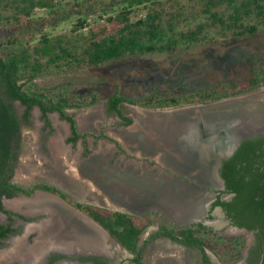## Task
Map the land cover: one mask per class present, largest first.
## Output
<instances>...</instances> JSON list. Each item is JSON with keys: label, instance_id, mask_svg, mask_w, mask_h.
Here are the masks:
<instances>
[{"label": "trees", "instance_id": "trees-1", "mask_svg": "<svg viewBox=\"0 0 264 264\" xmlns=\"http://www.w3.org/2000/svg\"><path fill=\"white\" fill-rule=\"evenodd\" d=\"M104 2L0 0V198L19 194L30 197L36 191L56 194L84 212L128 251L135 253L137 242L151 224L150 216H131L79 204L45 183L23 187L12 182L22 124L13 102L17 101L24 107V122L29 119L32 108L38 107L50 129L49 114L57 113L70 124L72 137L69 142L72 144L86 137L105 138L125 153L119 143L102 130L98 135L80 133L74 117L67 114V109L94 105L98 98L96 95L72 93L68 90L71 84L43 89L34 80L47 74L96 68L125 59L169 55L202 45L250 38L259 32L264 33V0H112L109 8L98 15L104 24L79 33L82 26L89 23L86 15L96 12V6H107ZM139 11H144V17L136 18ZM69 22L70 30L58 32L59 27ZM261 86H264V60L254 64L248 78L243 81H221L201 90L178 94L156 91L138 101L126 99L114 91L106 99V112H115L125 119L120 106L123 102L147 109H169L216 102ZM125 120V125L132 122ZM0 212L10 215L2 207L1 200ZM11 231L0 225V239ZM172 234L173 231L167 233L169 236ZM179 235L182 238L180 242L184 244L196 242L191 229H182ZM223 245L228 256L231 254L229 243ZM212 247L216 249V245Z\"/></svg>", "mask_w": 264, "mask_h": 264}, {"label": "rangeland", "instance_id": "rangeland-1", "mask_svg": "<svg viewBox=\"0 0 264 264\" xmlns=\"http://www.w3.org/2000/svg\"><path fill=\"white\" fill-rule=\"evenodd\" d=\"M59 1L60 0H58V2ZM111 1L112 0H105L104 3L107 6H96V12L86 15L85 19L89 18V23L93 24L90 27L96 29L100 25L104 24L100 23L98 15L102 13L104 9L109 8L108 5ZM85 14L86 13H84V15ZM71 27L72 26L70 22L64 23L63 26L59 27L58 32L68 31L71 29ZM78 32L82 33L83 31L79 30ZM84 32L86 33L87 31ZM263 60L264 33L259 32L250 38L232 42L227 41V43H219L214 45H202L185 52L170 53L169 55H148L134 59H125L115 63L104 64L96 68L47 74L36 78L34 82L43 89L49 87L52 88L60 84H71L72 86H68V90H70L72 93L96 95L98 98L94 105L86 108L67 109V114H70L74 117L80 133H98V129H103L107 136H110L123 145L124 143L127 144L126 141L128 140H123L119 133H116V131L119 129V120L113 119L114 116H109L110 114L106 112V99L114 91H118L119 94L126 99L138 101L143 96H147L156 91H168L170 93L172 92L178 94L180 92L191 91L194 89L201 90L212 87L221 81H243L248 78L253 65L256 63L259 64ZM23 82L26 81L24 80ZM229 99H237L239 103H255L264 101V86ZM224 103L227 104L228 102ZM203 105L204 103L183 105L176 108L159 110L141 108L128 102H124L123 104L121 103L120 106L122 108V113L126 116L133 117V119H139L142 111H159V116L165 114L166 117H156L158 116L157 114L156 116L151 115V117L156 119L160 118L161 123L164 122L163 124L166 126L168 125L167 122H170L172 119L180 118L195 108H204ZM13 107L22 124L20 126L18 160L13 167L12 181L23 187L31 186L33 183L43 182L69 192L76 200L80 202L105 204L103 201V195H101L99 191H92L94 181L91 179V177L83 174L81 168H83V166L86 164H90L89 162L96 163L100 160L97 158L99 155H102L98 152L99 146H103L102 150L104 154H107L104 156V158H106L108 165H115L118 155L121 153L118 152L114 157L111 156V153L108 152V146L114 144L111 141L103 138L100 140H94L92 137L79 139L77 143L72 144L69 142V138L71 136L69 123L62 120L59 115H57V113L49 114V118L53 125L52 132L45 125L38 107L32 108L28 122H24L22 120L24 107L19 102H15ZM167 115L169 116L167 117ZM86 116H88L87 118L90 119L89 125L84 126V128L79 127L78 121L80 123L81 119H85ZM59 126H62L64 129L61 131V133L59 132ZM135 127L136 128L133 130L139 129L140 131L139 126L136 125ZM150 128L149 130H151ZM155 128L158 127L156 126ZM127 129L128 128L126 127L124 132H126ZM149 130L139 133L140 140L138 142L132 140L133 136L131 134H123V137L125 139L129 138L130 144H133L132 149H126L123 147L125 149L124 155L122 154L123 163L125 161H129L132 162L134 166L145 165L146 163L150 165L158 164L156 160L159 159L155 158L157 156L154 157L147 150L148 147L146 145V138L155 136V133ZM176 139H179V137ZM54 143H57L59 146L61 145V151L59 153H55L53 147ZM159 158L162 160V162L164 161L162 156ZM191 163H193V161H191ZM163 171L167 170L163 168ZM117 173L118 171H115L114 168L112 171H107V174L114 175L111 181H116V189H112V194L115 197L117 196L123 199L129 205L139 206L140 209L144 208V205H147V203H150V201H145V196H143L145 192L147 194V192L149 193L153 188V186H151L149 177H145L144 180L139 182L133 180L131 176L126 178L124 181L125 176L118 174L119 176L117 178ZM104 175H106V172H104ZM164 181V175H162V177L158 179V189H156L158 198H162V201L165 203L164 205H167L171 208L177 219L179 217L182 218L183 215L185 217L186 214L192 209L190 206L191 202L188 200L189 198L187 194V192H189L191 189L187 184H178V182H174L173 186H171L166 184ZM83 184H87V186H84ZM178 185L180 189L183 186V191L187 192H183L182 189L179 190L177 188ZM159 194H161V196ZM40 196L47 200H51L49 203L42 204V206L39 207L34 206L35 203H33L32 206L34 209L38 210L40 208H43L44 210L46 208V210H49V219L46 220L45 224L51 222V219L53 221L57 220L56 217L58 213H64L69 217V223L76 221L77 224H73L75 228H77L78 225L82 226L81 223L83 222L80 220L82 218L79 217L77 210L67 206L64 204V202H61L55 207L54 204L58 203L59 200H56L51 195L42 192L35 193L30 197L18 196L12 200L5 201V207L7 209H13L11 206V203L13 202L26 203L27 205L23 204V206H26L25 208H27L29 212L20 211L18 208H16L15 211L23 214L26 216V218H32V207L30 204L37 200L35 197ZM181 199L184 201L182 200L180 203ZM182 203H184V206ZM184 207V212L187 209V213L185 214L182 213ZM156 211H161V209L156 208ZM155 218L156 220L161 219H159L157 216ZM0 220L1 222H6V216L3 213H0ZM156 220H154V226L159 223H156ZM19 222L20 224L22 223V221ZM40 222H38V225ZM28 225H32V221L29 222ZM29 229L30 228H27V232H29ZM79 229L82 231L80 234L91 238L89 234L83 233V228ZM37 230H39V228ZM147 231L148 230H145V233ZM94 232L97 233L95 230ZM99 233L103 236L102 232L98 231L97 234ZM25 235L26 236H24V238L15 237L7 242L12 240H21L22 242L19 241V247H22L21 244H25L24 246H30L28 245L29 243L27 242V239L31 233H25ZM99 237L100 236L98 235L95 237L96 244L105 245L104 238L106 236ZM29 241L31 242L30 239ZM107 241L108 247L117 246L113 243V240L107 239ZM101 247L103 248V245ZM0 251L2 250L0 249ZM149 251L151 250L147 249L145 252V255L147 256L145 264H151V260L157 259L161 256H164L165 259L168 255L173 253L171 250L166 248H158V250L154 252L151 251V254ZM119 255H122V257L127 256L123 253ZM6 262L7 260L5 259L4 261L0 262V264H24L19 260L14 262L10 261L11 263Z\"/></svg>", "mask_w": 264, "mask_h": 264}, {"label": "flooded vegetation", "instance_id": "flooded-vegetation-1", "mask_svg": "<svg viewBox=\"0 0 264 264\" xmlns=\"http://www.w3.org/2000/svg\"><path fill=\"white\" fill-rule=\"evenodd\" d=\"M15 102H13V105ZM109 114V116H114L113 119L119 120L118 126L127 127L134 121L133 117L126 116L122 113L125 119H130L132 121L131 124L125 125L126 120L120 118L117 113L112 112ZM28 121L29 119L27 122ZM51 127V129L48 128L53 132L52 122ZM98 130V133L94 132L96 135H98L101 130L104 132L103 129ZM71 137L72 134L70 138ZM108 137L111 138L110 136ZM93 139L100 140L102 138ZM147 143L146 145L148 146L152 145V147H148L147 150H151L150 152L152 153L155 152L157 147L154 142L149 143L147 141ZM114 146L116 145L114 144ZM117 149L119 152L120 149L118 147ZM217 155L218 154L210 155V161H206L207 168L210 166L211 169H214L217 163V178L212 175L210 179L204 180L197 177L199 173L197 174L196 171H193L194 174H197V178H191V180L188 181V186L191 189L188 194V200L191 202L190 206L192 209L189 213L182 212L184 214L187 213L185 217L184 215H181L182 218L179 217L177 219L171 208L164 205L165 203L163 204L166 207L165 210L160 208L161 211L152 210L139 215V217L150 216L151 224L145 229L149 232L147 231L148 233H145L144 230L137 242L135 253H131L124 248L107 234L103 228L102 229L105 233L100 229H96V222L84 212L77 209V207L63 200L56 194L44 191H36L34 194L37 192L49 194L56 200H59L58 203H56L57 205L64 202L67 206L72 207L75 210L77 209L78 213L86 216L92 221V223H94V228L97 233L98 231L102 232L104 237H108L104 238L105 245L96 244L95 237L97 235L90 238V240H87L82 234L68 235L69 231L65 234H60V231L55 233V229H52L51 226L55 225L56 221L59 220L57 218L58 216L56 217L57 220L53 221L51 219V222H48L49 224H45L46 220L49 219V210H46V208L45 210L43 208H40L39 210L32 209V218H26L23 214L16 212V208L7 209L5 207V201L12 200L18 196H24L19 194L11 198H6L4 196H1L0 198L2 207L10 212V215L4 214L6 216V222H1L0 220V225L5 229L9 228L12 230L5 236V238L0 239V249H10L12 244H9L7 241L15 237L24 238V236H26L25 233L28 234L30 232L32 236L29 235L27 239V242L29 243L28 245H30L28 247L35 245L36 241V244H41L42 246L46 241L50 242L54 240L64 245H62L60 249L58 247L48 250L47 253L41 257L42 260L36 264H145L147 259V256L145 255L146 250L149 249L154 252L158 250V248H166L173 253L168 255L165 259L164 256L153 259L151 260V264H264V134L245 136L230 154L221 157H218ZM183 180H187V178ZM37 183H33L32 185ZM54 187L70 196L71 199L79 204L91 205L110 210L109 205L80 202L69 192L62 190L59 187ZM182 200L183 199L180 200V203ZM14 203L17 202L11 204L13 205ZM182 204L184 206V203ZM23 209L24 212L29 211L26 208ZM23 209L20 208L19 210L23 211ZM110 211H117L131 216L136 215V213L132 214L115 209H111ZM156 216L161 219L156 220ZM154 220H156V223L159 222L156 226H154ZM19 221H22V223L20 224ZM31 221L32 225L29 226L28 224ZM38 222H40L39 225H45L39 228L41 230L40 234L39 230L35 229ZM75 223L76 221L71 222V224ZM27 228H30L29 232H27ZM67 228L68 227H66V229ZM89 228L93 229V227ZM182 229H191L193 239L196 242L190 245L180 242L182 238L179 235V232ZM168 231H173L174 234L169 236L167 235ZM83 233L88 234V232L85 231ZM98 236L103 237L100 233ZM67 238L69 239L68 241L66 240ZM72 238L76 240H73ZM107 239L113 240V243L117 246L108 247ZM227 242L231 249V254L228 256L225 253L226 247L223 245ZM102 245L103 248L101 247ZM215 245L216 249H214L215 247H212ZM151 251H149L150 254L152 253ZM223 251L224 253H222ZM234 251L235 254L233 253ZM121 253L126 254L127 256L122 257V255H119ZM6 260L8 263H11L13 260L17 261V259H12L11 257H8Z\"/></svg>", "mask_w": 264, "mask_h": 264}, {"label": "water", "instance_id": "water-1", "mask_svg": "<svg viewBox=\"0 0 264 264\" xmlns=\"http://www.w3.org/2000/svg\"><path fill=\"white\" fill-rule=\"evenodd\" d=\"M203 106L204 108H195L180 118L172 119L171 123L167 122L166 126L164 122L161 123V120L150 119L151 115L156 116L157 114L156 117L164 118L165 114L159 116V111H142L144 119L141 118L138 125L141 133L148 131L150 127H158L150 128L149 131L155 133V136L146 138L149 143L154 142L157 147L156 154L162 157L165 155L177 164V168L181 166L190 172L196 171L197 174L199 173L198 176L195 174L197 177L208 180L212 175L215 178L218 177L217 163L214 169L206 166V161H210V155L226 156L238 146L245 136L264 134V101L239 103L237 99H225L204 103ZM174 137H179V139ZM78 214L82 219L92 223L86 216ZM72 225H68V235H80L82 231L79 228L82 226L78 225L75 228ZM95 226L96 229L105 233L102 227L96 223Z\"/></svg>", "mask_w": 264, "mask_h": 264}, {"label": "crops", "instance_id": "crops-1", "mask_svg": "<svg viewBox=\"0 0 264 264\" xmlns=\"http://www.w3.org/2000/svg\"><path fill=\"white\" fill-rule=\"evenodd\" d=\"M140 115H141L140 117L142 119H144L143 114L141 113ZM87 117L88 116H86V118ZM140 117H139V119H134L133 123L131 125L127 126L128 129L126 130V132H124L126 129L125 126H119V129L116 131V133L117 134L119 133L120 137L123 138V140H127V138L125 139L123 137L124 133H129L132 136H135V134H137V136H139V133H141L139 131V129H136V130H133V129L136 128L135 127L136 125L139 126L138 122L141 119ZM150 119L155 120L152 117ZM128 140H130V139L128 138ZM132 140H134V139L132 138ZM139 140H140V136H139ZM118 143L120 144V146L122 145V143H120V142H118ZM102 147L103 146H99V149H98V152L102 154V155H99L97 157L100 160L96 163L89 162L91 165L86 164L81 169H82L83 174L91 177V179L94 181L92 191H99V193L101 195H103V201L105 202V204L107 206L109 205L110 210L115 209V210H121L124 212L126 211V212L132 213V214L136 213L137 216H139L145 212L156 210V208H161V209L165 210L166 207L163 205L164 202L162 201V198H158V193H156V189H158V185H157L158 179L160 177H162V175H164V180H165L164 182H166V184H168V185L173 186L174 182H178V184H187L188 185V181L191 180V178L192 179L196 178L195 177L196 175L193 173V171L190 172V171L186 170V168H181V166H179V168H177L178 167L177 164L175 162H172V160L165 155L163 157L164 161L162 162V160L159 158V157H161V155L156 154L155 152L152 153V152H150L151 150L148 152H150L154 157L157 156L155 158L159 159V160H156V162L158 163L157 165H150V164L146 163L147 165L145 164V165H140V166H134L132 164V162H129V161L128 162L125 161L123 163L122 158H123L124 153H122L120 151H119V153H121V154L118 155V158L115 162V165H113V166L108 165L106 158H104V156H106L107 154H104ZM108 147H109L108 152L111 153V156L112 157L116 156L114 154L118 153L117 147L114 145H111ZM123 147L132 149V146H130L129 143L127 146H125V143L121 146V148L125 151V149ZM147 147H149V146H147ZM113 168L115 169V171H118L117 178L119 176L118 174L125 176L124 181L126 180V178H129L131 176H132L133 180L139 181V182L144 180L145 177H149L150 182H151V186H153V188L150 190L149 193L147 192V194H146V192H145L143 196H145L144 197L146 199L145 201H150V203H147V205H144V208L140 209L139 206L129 205L123 199H121L117 196L115 197L114 195H112V189L113 190L116 189V181H113V182L111 181L113 179L114 175L113 174H111V175L107 174V171H112ZM163 168H165V170H167V171H163ZM104 172H106V175H104ZM185 178H187V180H183ZM83 185L87 186V184H83ZM177 188L179 190L182 189V191L184 189L183 186L180 189L179 185ZM183 192L186 193L187 191H183ZM187 194H189V192H187ZM159 195L161 196V194H159ZM184 209H185V207L183 208V212H184ZM185 212H187V209ZM57 216H58L59 220L56 221V224L52 225L51 227H54L55 233H57V231L58 232L61 231V232L66 233L67 232L66 227H68V224H69L68 221L70 220L69 217L66 214L62 215L59 213ZM82 221L84 222V224L81 223L82 228L85 232H89V229L92 230V228H89V227H93V228L95 227L92 223H90L84 219H82ZM36 226L37 227H35V229H37L41 225L40 226L36 225ZM94 230L95 229H93L90 232L92 233V232H94ZM40 233H41V230L39 229V234ZM91 233H89V234H91ZM47 250H50V249L48 248Z\"/></svg>", "mask_w": 264, "mask_h": 264}, {"label": "bare ground", "instance_id": "bare-ground-1", "mask_svg": "<svg viewBox=\"0 0 264 264\" xmlns=\"http://www.w3.org/2000/svg\"><path fill=\"white\" fill-rule=\"evenodd\" d=\"M90 123V119L89 118H83L81 119L80 123L78 121V126L81 127V128H84V126H88ZM64 130L62 126H59V132L61 133V131ZM133 139L138 142L139 141V136H137V134H135V136H133ZM128 140V139H127ZM126 141V140H125ZM127 144H125V146L129 145L133 147V144H130V140L126 141ZM55 144V145H54ZM53 144V147H54V151L55 153H59L61 151V148L60 146L57 144V143H54ZM60 144V143H59ZM148 146V145H147ZM149 147H152L149 146ZM52 148V147H51ZM138 149V148H137ZM149 149H152V148H149ZM150 151V150H149ZM35 199H37L35 202H32L30 204V206L32 207L33 206V203L34 206H42V204H46V203H49V201L51 200H47L43 197H36ZM23 204H26V203H23V202H17V203H14L13 205L11 204V206L14 208H17L18 209H23L25 208L26 206H23ZM27 205V204H26ZM55 207L57 206V204H54ZM44 206V205H43ZM27 209V208H26ZM32 209H34V207H32ZM42 209V208H41ZM37 210V209H36ZM24 211V209H23ZM29 212V211H28ZM60 214H64V213H60ZM58 221V220H57ZM91 225V224H90ZM40 226V225H39ZM41 226H45L43 224H41ZM40 226V227H41ZM38 227V228H40ZM37 228V229H38ZM52 229H54V227H51ZM58 232V231H57ZM97 232V231H96ZM60 234H65L64 232H59ZM93 233V232H92ZM89 234V232H88ZM94 234H97V233H94ZM98 235V234H97ZM89 236H91V238L95 235L93 234H89ZM87 240H90V237H85ZM37 243V241H36ZM33 245L32 247H24V245L21 244L22 247H19V244L20 242L19 241H10L9 244H12V247L10 249H6V250H2L0 251V262L4 261L5 259H7L8 257H11L12 259H17L19 260L20 262L24 263V264H36L38 263L41 259V257L47 253V249H52V248H57V247H62L63 244L57 242V241H50V242H47L43 244V246L41 244H36ZM59 243V244H58ZM94 244V243H93ZM90 245V244H89ZM10 246V245H9ZM64 246V245H63ZM70 247V246H69ZM65 249V248H64ZM14 261V260H13Z\"/></svg>", "mask_w": 264, "mask_h": 264}, {"label": "built area", "instance_id": "built-area-1", "mask_svg": "<svg viewBox=\"0 0 264 264\" xmlns=\"http://www.w3.org/2000/svg\"><path fill=\"white\" fill-rule=\"evenodd\" d=\"M144 15H145L144 12H143V13H142V12H141V13L139 12V13L136 14V18H137V17H139V18L144 17ZM136 18H135V19H136ZM99 21H100V23H103V19H100ZM92 25H93V24L88 23V24L82 26L83 28H81L80 31H83V32H84V31H88V29H89L90 26H92Z\"/></svg>", "mask_w": 264, "mask_h": 264}]
</instances>
